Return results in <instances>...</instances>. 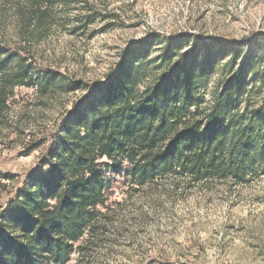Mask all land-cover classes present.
Wrapping results in <instances>:
<instances>
[{
	"label": "rangeland",
	"instance_id": "rangeland-1",
	"mask_svg": "<svg viewBox=\"0 0 264 264\" xmlns=\"http://www.w3.org/2000/svg\"><path fill=\"white\" fill-rule=\"evenodd\" d=\"M150 37L148 59L169 39L178 56L198 44L200 58L209 48L219 66L233 54L240 62L264 53V0H0V48L17 49L30 75L12 83L18 58L2 55L0 202L38 167L39 143L88 86L106 82L128 48ZM42 70L62 77L41 90ZM107 195L67 264H264V172L246 183L163 178L137 185L115 175Z\"/></svg>",
	"mask_w": 264,
	"mask_h": 264
},
{
	"label": "trees",
	"instance_id": "trees-1",
	"mask_svg": "<svg viewBox=\"0 0 264 264\" xmlns=\"http://www.w3.org/2000/svg\"><path fill=\"white\" fill-rule=\"evenodd\" d=\"M34 17L47 18L40 7ZM155 39L129 47L39 143L38 167L0 202V264H67L102 215L115 175L137 185L246 183L264 172V53L240 62L233 54L219 66L209 48L202 58L198 44L178 56L164 39L148 59ZM19 53L0 48V69L3 54L17 57L11 82L23 84L30 75ZM61 77L42 70L37 85L46 90Z\"/></svg>",
	"mask_w": 264,
	"mask_h": 264
}]
</instances>
